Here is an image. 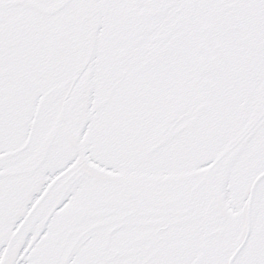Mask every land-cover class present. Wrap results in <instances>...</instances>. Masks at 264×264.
<instances>
[{
    "label": "snow or ice",
    "instance_id": "6c2138e0",
    "mask_svg": "<svg viewBox=\"0 0 264 264\" xmlns=\"http://www.w3.org/2000/svg\"><path fill=\"white\" fill-rule=\"evenodd\" d=\"M0 264H264V0H0Z\"/></svg>",
    "mask_w": 264,
    "mask_h": 264
}]
</instances>
